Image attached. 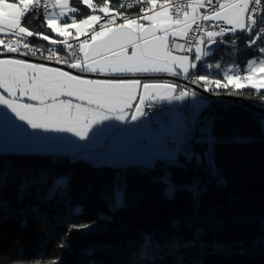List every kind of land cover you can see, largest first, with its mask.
<instances>
[{"label": "snow or ice", "instance_id": "6c2138e0", "mask_svg": "<svg viewBox=\"0 0 264 264\" xmlns=\"http://www.w3.org/2000/svg\"><path fill=\"white\" fill-rule=\"evenodd\" d=\"M117 4L119 7L114 6ZM134 7L138 8L135 14L122 10ZM27 20L41 21L50 33L30 29ZM31 37L47 41L48 45H37L28 39ZM241 41L245 49L258 53L246 64L238 59L243 55ZM222 46L230 56L221 55L215 60L214 54ZM4 54L54 61L78 73L23 58H0V106H3L0 111L9 110L34 130L71 133L86 141L80 144L83 146L91 139L89 134L100 129L96 126L118 127L106 121L137 122L132 124L134 129L143 126L141 118L148 115L146 109L164 101H184L185 108L190 109V115H178L171 134L175 147L161 157L168 168L179 169L186 178L177 183L165 174L159 180L164 184L163 195L167 200L174 203L178 194L185 193L190 208L183 210L186 213L183 217L174 216L167 222L168 231L158 226L139 232L122 248L113 249V255L129 248L133 250L127 254L128 264H156L167 257L174 258L173 264H186L190 250L197 249L199 255L193 254L191 264H203L208 248L212 253L227 250V254L241 256L253 254L254 249L264 253V235L254 236L247 246L242 239L227 243L204 240L205 223L218 234L222 222L199 215L203 197L211 189L227 187L215 146L264 142V115H258V135L217 138L214 134L217 117L211 111L202 115L208 105L207 97H202L199 91L217 97L250 98L255 94L264 101L261 92L264 89V0H134L127 5L120 0H0V56ZM238 72L242 73L239 79ZM150 73H164L177 80L90 79L80 75L136 77ZM260 107L264 110V103ZM21 125L25 134L40 135L36 131L28 132ZM204 145L207 147L203 152L196 151L195 146ZM28 151L0 148V158ZM66 155L70 156V163L85 159L75 152ZM146 161V166L152 163L151 158ZM89 162L94 167L101 164ZM12 172L10 160L0 163V194L11 186ZM70 179L67 174H53L46 168L29 165L15 187L17 203H23L34 189L35 199L40 203L55 201L67 209V217H79L84 209L73 202ZM88 188L92 190L93 185ZM126 190L127 177L123 175L115 177L110 187L101 185L100 197L108 211L97 213L95 221L71 223L65 235L99 229L101 224L106 230L114 219L110 213L127 207ZM0 210L12 215L17 211L2 199ZM215 211L211 209L209 214ZM19 212L21 216L34 213L47 223L46 215L37 206L29 205L27 210ZM248 220L258 221L264 233V216ZM242 222L245 221L233 219L235 224ZM21 226H26L25 220H21ZM182 226L190 232V238L176 231ZM67 246V241L62 240L58 248ZM101 250L106 249L86 246L84 255L89 258L88 264H99L96 253ZM51 264H62L61 258L54 257Z\"/></svg>", "mask_w": 264, "mask_h": 264}, {"label": "trees", "instance_id": "16d2710c", "mask_svg": "<svg viewBox=\"0 0 264 264\" xmlns=\"http://www.w3.org/2000/svg\"><path fill=\"white\" fill-rule=\"evenodd\" d=\"M114 6L119 7L118 4ZM122 10L132 12L135 9ZM26 26L44 34L50 33L49 29L42 26L41 21L27 20ZM221 55L228 58L230 53L222 46L221 51L214 54V59L219 60ZM250 57L252 55L246 53L238 59L245 64ZM245 91L255 93L251 89ZM243 98L258 106L264 103L255 94L250 98ZM209 111L207 107L202 115H207ZM214 113L217 117L214 127L217 138L247 137L259 133L257 119L262 114L244 104L222 98L215 104ZM206 147L197 146V150L203 152ZM215 153L227 187L211 189L203 197L199 215L221 221L222 227L217 234L213 226L205 223L203 239L226 243L242 239L247 246L254 236L264 235L258 221L248 220L249 217L264 216V142L217 144ZM179 159L183 161V157ZM7 160L11 161L13 168L9 176L11 186L3 190L0 199L7 201L9 208L17 211L12 215L0 210V264H51L56 256L61 258L62 264H88L89 258L84 255V249L89 245L106 249L96 253L99 264H128L126 257L133 249L124 248L117 255H113L112 250L122 248L126 241L137 237L139 232L150 231L158 226L162 231H168L167 222L174 216L183 217L186 215L183 210L190 208V200L185 193L178 194L174 203L164 197V184L159 182L162 176L168 174L177 183L186 177L179 169L168 168L161 158H157L152 166L98 164L94 167L86 159L70 163V156L66 154L28 151L4 156L0 158V163ZM53 160L61 163L53 165ZM29 165L46 168L53 174L69 175L73 202L83 206V215L69 218L66 216L67 209L62 204L55 201L50 204L40 203L35 199L34 189L32 195L27 196L23 203H17L15 187ZM119 175L127 177V207L110 213L114 219L106 230L101 224L99 229L95 228L86 237L77 231L66 236L71 223L95 221L97 213L108 211L107 204L101 200L99 188L101 185L110 187L114 178ZM90 184L93 185L92 190L88 188ZM29 205L37 206L40 213L46 215L47 223L31 212L21 216L19 210H27ZM211 209L216 211L210 215ZM234 218L245 222L235 224ZM21 220L26 221V226H21ZM124 228L127 231L122 230ZM176 231L185 238H190V232L183 226ZM62 240L67 241L66 248H58ZM205 253L203 264H264V253H260L258 249H254L253 254L243 256L227 254V250L212 253L211 248L206 249ZM193 254L199 255L198 250H190L186 264H191ZM173 259L167 257L158 260L156 264H173Z\"/></svg>", "mask_w": 264, "mask_h": 264}, {"label": "crops", "instance_id": "0c3cea01", "mask_svg": "<svg viewBox=\"0 0 264 264\" xmlns=\"http://www.w3.org/2000/svg\"><path fill=\"white\" fill-rule=\"evenodd\" d=\"M53 38L55 34H52ZM62 38V37H60ZM23 58L17 56H0V58ZM26 59V58H23ZM29 62H40L32 59H27ZM48 67H59L52 64L44 63ZM63 70L70 71L73 74H78L75 70H70L64 67H60ZM90 79H131L139 78L141 80H177L170 78L164 73H150V74H139L136 77H106L100 76L98 74H80ZM153 75H163L156 76ZM178 82H180L178 80ZM182 83V82H181ZM264 90V89H261ZM2 92V89H0ZM202 97H207L201 93ZM192 99V98H189ZM211 98L207 97V103ZM169 103V102H168ZM182 101H172L169 103L172 107L168 110L169 121L167 123L160 122V125L164 127L167 133L166 138L157 136L155 132L150 131L151 128L149 124L148 117H142L141 120L144 121L142 127L132 128V124L137 122H132V124H121L118 121H106L107 124H116L118 127L113 126H103L98 125L96 127L99 130H94L90 140H87V145L83 146L80 144H85L86 141L79 140L78 137L72 135L71 133H56L44 130H34L31 129L23 121H20L15 117L13 113L9 110L4 109L0 111V148L7 150H18L25 149L29 152H49L55 154H71L77 153L84 156L88 161L101 164L110 165H127V164H141L145 165L146 160L151 158L152 163L155 162L157 158L163 157L165 152L172 150L169 145L174 141L171 139V132L173 126L178 123V115H182L179 109ZM3 106H0L2 108ZM7 113H6V112ZM263 115V114H262ZM24 127L28 132H39V136H32L30 134H25L23 130ZM128 129V130H125ZM155 129V130H157ZM167 140V142L165 141ZM151 163V164H152ZM150 164V165H151Z\"/></svg>", "mask_w": 264, "mask_h": 264}, {"label": "built area", "instance_id": "2783aa9c", "mask_svg": "<svg viewBox=\"0 0 264 264\" xmlns=\"http://www.w3.org/2000/svg\"><path fill=\"white\" fill-rule=\"evenodd\" d=\"M120 1L122 3H126V5L129 4V3H134V0H120ZM177 2H180V0H177ZM133 9H135L133 11V14H135V12L138 10V8L134 7ZM5 39L7 40L8 38L5 37ZM28 39L33 41L37 45L38 44L48 45L47 41L39 40L38 37H31V38H28ZM58 39H63V38H58ZM240 48H244L243 41L240 42ZM249 54H251L252 57L258 55V53H255V52H252V51H249ZM11 55L17 56L16 54H11ZM27 58L32 59V60H36V61H41V60H38V58H33V57H27ZM47 62L55 63L54 61H47ZM237 74L240 75V78H241L242 73L238 72ZM215 104H216V100H214V99H211L207 103L208 108L211 110V112H214ZM171 107L172 106L167 101H164V102H162L159 105H154L153 109H146V112L148 113L147 117L149 119V124H150L151 128L157 129L159 127V125H160V122L167 123L169 121L168 110ZM179 109L182 112L183 116L190 115V109L189 108H185V102L184 101H182V103L180 104ZM169 146L171 148H174L175 144L173 142H171ZM195 149H196V151H198L197 150V146H195Z\"/></svg>", "mask_w": 264, "mask_h": 264}, {"label": "water", "instance_id": "95a60500", "mask_svg": "<svg viewBox=\"0 0 264 264\" xmlns=\"http://www.w3.org/2000/svg\"><path fill=\"white\" fill-rule=\"evenodd\" d=\"M3 56H13V55H11V54H4ZM23 58L29 59V58H27V57H23ZM41 62H43V63H47V64H52V65H56V66H59V67L67 68L65 65H57V64H55V63H53V62H47V61H41ZM67 69H68V68H67ZM70 70H72V69H70ZM156 76H163V75H153V77H156ZM169 77H170V76H169ZM170 78L177 79V78H175V77H170ZM179 81L182 82V83H186V82L181 81V80H179ZM193 87H194V86H193ZM199 91H200L203 95H205V96H207V97H209V98H211V99L216 100V103H217V101H218L219 99H222V98H223V99H229V100H232V101H235V102H238V103L244 104V105H246V106H248V107H250V108H252V109L256 110L257 112H259V113H261V114L264 115V110H262V108H261L260 106L254 104V103H252V102L247 101L246 99H244V98L241 97V96L221 95V96L217 97V96H213V95L208 94V93H204L202 89H200ZM213 113H214V112H213ZM84 237H86V236H84Z\"/></svg>", "mask_w": 264, "mask_h": 264}, {"label": "rangeland", "instance_id": "374dc122", "mask_svg": "<svg viewBox=\"0 0 264 264\" xmlns=\"http://www.w3.org/2000/svg\"><path fill=\"white\" fill-rule=\"evenodd\" d=\"M94 2H95V0H94ZM252 57H250V58H248V59H251ZM247 59V60H248ZM210 60V59H209ZM211 61V60H210ZM247 62V61H246ZM246 64V63H245ZM211 111V110H210ZM150 131H153V132H155L156 133V135L157 136H160V137H163L164 139L166 138V136H167V133L165 132V129H164V127L163 126H161L159 129H157V130H155V129H150ZM171 134H172V132H171ZM166 142H167V140H165ZM153 165V163L151 164V165H147V166H152ZM94 229L95 228H93L91 231H81V234L83 235V236H87V234L88 233H90V232H93L94 231Z\"/></svg>", "mask_w": 264, "mask_h": 264}, {"label": "bare ground", "instance_id": "6f19581e", "mask_svg": "<svg viewBox=\"0 0 264 264\" xmlns=\"http://www.w3.org/2000/svg\"><path fill=\"white\" fill-rule=\"evenodd\" d=\"M120 2H121V1H120ZM121 3H122V2H121ZM123 4L126 5V3H123ZM126 12H127V14H133V11H132V12H128V11H126ZM241 50L243 51V54H246V53L249 54V50H247V49H245V48H241ZM237 78L239 79V78H240V75L237 74Z\"/></svg>", "mask_w": 264, "mask_h": 264}]
</instances>
